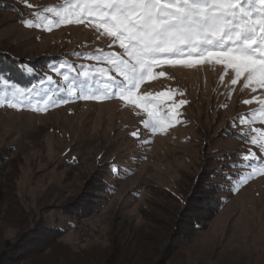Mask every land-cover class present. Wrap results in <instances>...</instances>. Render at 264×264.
Segmentation results:
<instances>
[{
	"label": "rangeland",
	"instance_id": "rangeland-1",
	"mask_svg": "<svg viewBox=\"0 0 264 264\" xmlns=\"http://www.w3.org/2000/svg\"><path fill=\"white\" fill-rule=\"evenodd\" d=\"M2 2L7 8L0 9V47L21 58L60 56L89 68H107L87 57L122 52L86 23L58 25L51 31L24 25L25 20L35 22L34 12L70 0H27L33 8L25 0ZM153 71L165 76L145 80L137 95L172 92L158 116L186 101L177 109L181 122L163 133L144 129L149 117L143 101L136 107L119 98L74 99L39 113L31 107L0 106V181L10 193L0 218V253L42 220L56 218L65 229L60 244L5 264H264V176L232 190L251 171L242 160L249 149L264 163V153L248 142L258 136L253 129L264 131L259 112L264 89L245 88L244 77L232 85L234 73L222 64L192 69L164 65ZM42 74L54 86H63L54 71ZM98 79L103 92L107 77ZM0 88L4 95L3 82ZM47 96L39 100L34 95L30 105ZM137 130L139 138L131 135ZM100 176L102 186L97 188ZM205 183L215 188L212 197L218 205L213 213L203 210L207 202H198ZM86 193L101 202L96 210L80 220L64 214L62 207L74 205ZM172 211L177 213L173 219ZM187 214L203 227L182 225ZM168 222L170 229L173 224V230L194 232L172 252L165 235Z\"/></svg>",
	"mask_w": 264,
	"mask_h": 264
},
{
	"label": "snow or ice",
	"instance_id": "snow-or-ice-1",
	"mask_svg": "<svg viewBox=\"0 0 264 264\" xmlns=\"http://www.w3.org/2000/svg\"><path fill=\"white\" fill-rule=\"evenodd\" d=\"M25 4L28 8L34 7L27 0ZM44 13H51L55 21ZM33 15L35 22L23 21L26 27L51 31L58 25L86 23L111 38L122 52L87 57L108 67H82L80 70L79 75L84 81H92L95 76L107 77L102 93L83 82L77 85L76 79L70 80L64 74L67 86L58 88V91L65 95L58 101L49 95L36 105H30L33 90L19 88L0 77L5 89V94L0 95V106L31 107L39 113L56 103H68L74 99L99 102L119 98L131 101L136 107H140L143 101L149 117L143 127L156 134L181 122L178 117L182 113L177 109L186 103L180 100L169 109L170 114L158 116L164 98L173 93L165 91L148 97L137 95L145 80L165 76L164 71L154 73L156 68L168 65L192 69L204 63L222 64L226 72L231 69L234 73L232 85L244 77L245 88L251 86L253 92L264 89V0H70L62 7H46L43 13L34 12ZM67 67L72 69L70 64ZM25 70L32 71L31 68ZM47 79L52 82L51 77ZM8 88H11L10 92ZM243 102L252 103L251 100ZM259 104L260 122L264 123V99H260ZM252 116L255 118L256 113ZM240 122L246 121L242 118ZM252 131L258 132V136H252L248 142L264 153V131ZM131 135L139 138V130ZM242 160L251 171L238 178L233 191H238L257 176H264V163L259 162L256 152L249 149V154L243 155Z\"/></svg>",
	"mask_w": 264,
	"mask_h": 264
},
{
	"label": "trees",
	"instance_id": "trees-1",
	"mask_svg": "<svg viewBox=\"0 0 264 264\" xmlns=\"http://www.w3.org/2000/svg\"><path fill=\"white\" fill-rule=\"evenodd\" d=\"M7 8L6 4L0 0V9L6 10ZM72 65V69L69 70L67 65ZM60 65H65V67L61 68ZM82 67H86V65L82 63H78L76 59L72 58H65V57H46L43 61H31L25 58H21L12 52H8L4 50V48L0 47V77H4L9 84H15L19 88L25 89V90H33L32 91V98L34 95L35 98H38L41 100L44 95H52L54 100H59V98L65 93H61L58 91L59 86H54L55 81L52 80V82H46L48 79L43 76V72L47 71H54L55 75L63 80V75L67 74L70 78L76 79L77 85L81 84L82 82L88 86L91 87L94 91L98 92L101 91L102 93V79H98L99 76H95L92 81H84L83 77L79 75L80 70ZM31 68L32 71L29 72L25 69ZM59 73V74H58ZM3 81H0V84ZM66 81L63 80V86L66 88L67 86ZM49 84V85H48ZM47 86V88H46ZM45 90V91H44ZM47 90V91H46ZM8 92H10V88L7 89ZM0 92L1 88H0ZM3 180V179H2ZM98 181H96V187H101L100 182L102 180V177L97 178ZM206 184V185H205ZM203 186L204 189L202 190L203 195L198 199L199 203L205 204L204 206L207 212L211 210L210 212H214L217 209L218 203L214 201V196L216 193H212L215 188L208 186V183H205ZM212 184V183H210ZM9 191H7V188L2 184V181H0V218L3 214V206L6 202L7 197L9 196ZM88 195H85L77 200V202L74 205L68 206V207H62L61 209L65 212L64 214H67L69 216H73V219H82L84 217H87L86 213L90 210L94 211L96 210L97 204H101L100 201H96L91 199L93 196L91 193H86ZM189 202H191L189 200ZM196 202V201H195ZM185 205V208H189L188 203H183ZM188 204V205H187ZM192 204V203H191ZM194 204V203H193ZM191 206V205H190ZM193 206V205H192ZM191 206V207H192ZM184 208V209H185ZM190 213V209L186 211V213ZM176 212L172 211L170 212L169 216H172V219L174 216H176ZM206 218L208 215H205ZM188 218V219H186ZM169 224V222H168ZM183 224H188L192 227H194L193 230H200L203 226L199 224L198 221L194 219L193 215L187 214L185 216ZM188 227V226H187ZM169 228V229H168ZM166 230V239L168 241L169 249H171V252L174 251V248H179L181 246H184V241H189L193 237V233L190 232H179L178 229L174 227L175 230H173V224H170ZM182 228V227H180ZM65 234L64 227H61L60 223H58V220L56 218L53 219V221L49 222L48 220H42L40 223H38L35 228L20 232L19 237L15 244L7 243V247L4 251L0 253L1 257V263H8V262H16V261H23L28 258L33 257L34 253H41L44 252V250L52 248L58 244H60L59 239L62 237V235ZM173 248V249H172ZM87 263H95L93 261L87 262ZM103 262H98V264H101ZM86 264V263H81ZM108 264V263H107ZM160 264V263H157Z\"/></svg>",
	"mask_w": 264,
	"mask_h": 264
}]
</instances>
